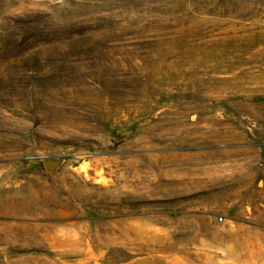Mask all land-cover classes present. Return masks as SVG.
<instances>
[{
    "label": "rangeland",
    "instance_id": "374dc122",
    "mask_svg": "<svg viewBox=\"0 0 264 264\" xmlns=\"http://www.w3.org/2000/svg\"><path fill=\"white\" fill-rule=\"evenodd\" d=\"M0 264H264V0H0Z\"/></svg>",
    "mask_w": 264,
    "mask_h": 264
},
{
    "label": "built area",
    "instance_id": "2783aa9c",
    "mask_svg": "<svg viewBox=\"0 0 264 264\" xmlns=\"http://www.w3.org/2000/svg\"><path fill=\"white\" fill-rule=\"evenodd\" d=\"M221 221V219H219Z\"/></svg>",
    "mask_w": 264,
    "mask_h": 264
}]
</instances>
